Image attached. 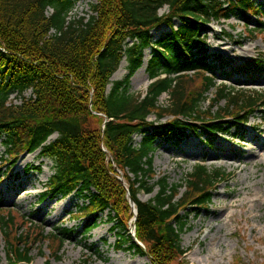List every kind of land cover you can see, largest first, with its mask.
<instances>
[{"label": "trees", "instance_id": "trees-1", "mask_svg": "<svg viewBox=\"0 0 264 264\" xmlns=\"http://www.w3.org/2000/svg\"><path fill=\"white\" fill-rule=\"evenodd\" d=\"M96 1L87 21H67L77 0H0V138L5 164L13 166L21 155L39 150L41 158L54 163L41 202L70 195L85 199L87 204L79 208V216L86 218L83 238L106 213L112 231H118L116 250L128 245L125 250L145 256L150 264H185L181 236L189 216L207 210L217 186L231 176L199 162L183 185L171 184L165 176L156 177L154 154L160 140L178 145L188 134L200 135L211 146L255 114H263L264 123V91H235L217 84V71L231 66L220 56L211 58L205 48L211 22L238 16L248 37L264 33L260 21L248 29L263 11L253 0ZM163 8L167 13L160 15ZM161 26L170 32L152 42L151 32ZM149 48L150 84L144 96L136 95L130 92V78ZM123 59L128 75L108 90ZM263 68V61L251 59L235 71L250 76L243 82L246 86ZM221 76L228 81L231 75ZM28 90L31 97L26 99ZM210 90L213 98L202 109ZM12 95L20 100L18 105L11 104ZM162 95L168 96L165 107L158 104ZM151 116L156 122L169 119L155 125L149 122ZM53 135L57 138L47 144ZM135 136H141L136 145ZM140 192L154 195L142 202ZM133 218L135 240L143 249L129 235ZM74 234L61 227L45 233L31 216L0 204L7 264H30L31 252L44 245L49 252L45 264L58 261Z\"/></svg>", "mask_w": 264, "mask_h": 264}, {"label": "rangeland", "instance_id": "rangeland-1", "mask_svg": "<svg viewBox=\"0 0 264 264\" xmlns=\"http://www.w3.org/2000/svg\"><path fill=\"white\" fill-rule=\"evenodd\" d=\"M253 1L261 7L263 13L252 18L248 29H253L256 21L264 23V0ZM96 3V0H77L67 21H87L93 15L91 6ZM48 13H51V9ZM159 13L166 14L167 8ZM178 25V21H175L174 27L177 28ZM207 27V54L211 58L220 56L231 66L217 71V84H224L235 91H264V68L246 86L243 82L250 76L246 77L243 72L235 71L247 65L251 59L264 62V33L255 32L252 37H248L244 23L238 16L226 21L211 22ZM168 32L165 26L152 31V42ZM150 53V48L143 53V58L146 55V65ZM122 62L125 65L119 71ZM121 63L114 73L117 77L113 79L112 76L110 79L108 90L113 83L124 80L128 75L126 60ZM140 70L130 78V92L144 96L147 90L142 89L145 77L147 87L149 79L146 70L145 77ZM221 73H230V79L224 80ZM213 95L214 90H210L207 100L201 104L202 109L208 108ZM29 96L30 93L27 92L24 97ZM10 102L18 105L20 100L12 95ZM158 104L165 107L168 96L162 95ZM222 105L223 102L219 107ZM262 116L263 114H255L240 130H232L229 136H218L211 146L204 142L203 136L191 134L178 145L159 141L153 161L157 178L165 176L171 184L183 185L186 176L199 162H204L210 170L220 169L231 176L226 183L217 186L207 210L199 211L197 216H189L187 230L181 236V247L186 251L185 264H264V152H260L264 149ZM168 119L167 117L156 122L155 117L151 116L149 122L163 125ZM240 136L243 140H239ZM56 138L57 135L51 136L47 144ZM3 140L4 138H0V204L3 208L12 209L22 216H31L33 223L43 227L45 233H50L57 227L75 232L72 240L65 243L60 260L50 259V264H78L83 261L87 264H150L145 256L125 250L128 245L116 250L118 231H112L113 224L107 221L106 213L100 215L99 226L83 238L82 226L86 218L79 216V208L87 204V201L70 195L67 198L58 197L41 202V195L54 175L53 161L41 158L40 151H36L21 155L13 166L5 164ZM140 140L141 136H135V145ZM153 195L140 192L138 198L146 202ZM130 233L132 234V228ZM89 247L92 251L88 250ZM31 257L30 264H45L49 259L46 245L41 249H34ZM0 264H7L4 240L1 237Z\"/></svg>", "mask_w": 264, "mask_h": 264}, {"label": "bare ground", "instance_id": "bare-ground-1", "mask_svg": "<svg viewBox=\"0 0 264 264\" xmlns=\"http://www.w3.org/2000/svg\"><path fill=\"white\" fill-rule=\"evenodd\" d=\"M145 56L143 58V67L140 70V73H142L143 75L145 73V67H146V57ZM124 65H125V63L122 62L121 65H120V67H119V71H122L123 70ZM116 77H117V75L114 74L112 78L115 79ZM144 77H145V75H144ZM146 88H147V80H146V77H145V82H144V85H143V88L142 89L145 90ZM260 152H264V149L260 150Z\"/></svg>", "mask_w": 264, "mask_h": 264}, {"label": "water", "instance_id": "water-1", "mask_svg": "<svg viewBox=\"0 0 264 264\" xmlns=\"http://www.w3.org/2000/svg\"><path fill=\"white\" fill-rule=\"evenodd\" d=\"M129 203H130L131 208L133 209L134 214H136V211H135V209H134V204H133V202H132V201H129ZM139 246H141V245L139 244ZM141 247H142V246H141Z\"/></svg>", "mask_w": 264, "mask_h": 264}]
</instances>
